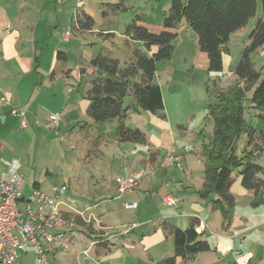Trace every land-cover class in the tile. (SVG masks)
I'll return each instance as SVG.
<instances>
[{"label":"rangeland","instance_id":"1","mask_svg":"<svg viewBox=\"0 0 264 264\" xmlns=\"http://www.w3.org/2000/svg\"><path fill=\"white\" fill-rule=\"evenodd\" d=\"M43 1H45L46 5H49L46 14L47 21H44L47 24L45 27L47 36L51 40L49 45H52L53 48L59 46L61 50L66 51L68 54L66 59L61 60L54 66L53 70L55 71L52 79L49 77V68L52 65L53 49L49 48V45L45 46V50L49 48L48 55L44 57L42 66H39L45 72L43 73V77L40 78V83L42 84L43 82V86L45 87V100H41L53 101L49 108L61 105V101H68V106L66 110H64L65 108L58 109L61 113L59 127L49 125L48 117L39 123L34 120L30 113L27 114L28 126L26 128L20 127L19 119L5 127L7 130L5 132L1 127L3 125L0 123V145H4V151L0 152V158H18L22 162V172L25 178L23 193L26 196L32 193L34 182H39L47 193L52 192L55 188H60L63 190L61 194L64 202L61 208L63 207V209L68 210L67 201L69 202V197L72 193H76L75 189L79 188V190H83L84 194L82 193L78 197V202H80V206H83V204L84 206H92L91 211L96 215L94 222L96 226L97 224L99 226L101 224V212H111L112 214L117 204L119 205V209L123 211V213H120L121 221L119 223H112L111 227L107 230L108 236L117 231L118 227L124 233L135 229L130 232L131 235L140 234L139 238L142 239L141 234L148 235L150 228H155V220L157 218L166 216L165 214H177V212H180V209L179 207L176 208L164 204L163 200H161L164 194L159 198V196L153 195L154 193L149 194L145 192L147 197L141 200L136 199L138 200L137 202H129L136 203L138 206V204H141L147 198L150 197L152 199L151 203L143 204L141 208L139 206L138 214L136 213L137 206L135 208L129 206L126 209L123 208L124 194H121L123 195L122 199L112 201L114 197L111 199L105 194L102 191L103 186L101 183H98L94 179L97 176H100L101 179L104 177L106 179L104 188L109 184L112 186L114 194H116V178L118 176L129 175L126 173L127 171L142 170L143 162L148 157L149 149L146 144L117 141L115 138L116 129L121 125L119 119L108 122H95L91 120L87 113L89 101L88 88L89 82L97 74L94 75L89 70H94L93 67L89 66V59L98 54L109 55L119 58L123 65L126 61L133 60L131 58H133L135 50H142L151 54L145 48L143 42L128 38L126 35L127 27L138 16L141 17L139 23L147 28L148 25L153 29L163 26V20L168 13L172 0H89L78 11L75 10L76 0ZM77 14H79V19L86 16L91 17L94 21L93 29L90 31L81 30L78 25ZM262 14L263 5L261 0H258L256 15L249 20L245 27L234 32L230 40L225 44L223 52L225 63L223 70L217 75L209 69L195 68L193 70L192 67H189L187 71H179L178 64L180 62L179 58L176 57L172 64L177 69V75L173 81L168 82L170 80L166 79V75L162 79H159L163 85V92L165 90L164 95H166L169 109L173 110L171 101H183L180 106V113L185 130L181 131L178 135H173L174 140L177 141L176 144L174 143L176 152L179 155L186 152L184 162L178 163L180 165L177 164L179 167H185L190 165V162H194L197 166L195 174L199 175L203 172L200 155L204 153L205 146L210 143L214 136V120L208 112V103L216 102L220 92L226 93L225 100L228 99L235 102L234 92L238 91L239 87V90L243 93L244 118L248 122H253L257 119L256 114L258 111L253 108L252 102L253 92L257 83H244L243 81L239 83L235 74V68L241 58L249 34ZM183 21L187 25V30H184L185 27L182 26ZM183 21L176 27V32L182 31L183 44L186 46V50L191 51L195 47V44L191 40H194V37H198V34L185 20ZM67 30L70 31V35L69 39L65 40L64 34ZM184 33H186V36ZM251 60L254 68L263 77L264 46L251 55ZM168 63H170L168 60H162L158 64L160 73L167 70ZM81 69L86 70V72L81 74ZM169 87H171L170 90H168ZM31 92L33 93V91ZM30 93L23 97L22 100L31 101L32 94L30 95ZM132 99L131 95H127L125 99L126 105L130 104ZM168 108L165 112L168 118L166 121L172 125V123L174 124V115L172 112H168ZM129 115L125 121L126 125L132 128L140 127L146 134H151L149 131L160 133L161 135L157 138L160 139L162 136V140H165L162 135V129L147 111L143 109L136 111L133 108L129 112ZM168 130L164 133V136L167 137L166 141L171 139L168 137L170 135V128ZM150 136L148 135L149 138ZM246 139V135H242L239 138L238 147L235 149V153L238 156L244 154ZM150 141L152 144H156L151 138ZM107 144H110V149L106 151L107 155L99 163L100 168L105 167L106 163L110 167L114 166L109 173L107 171H100L99 166L95 165L99 158L97 154H99L100 148H104ZM209 145L207 156H210V159H213L211 161L217 164L219 159L218 148H215L212 143ZM260 162L263 163L264 160L261 159ZM93 166H97L95 170ZM3 167L4 165L0 162V172L4 169ZM180 170V178L174 179L176 187L178 189L190 188L191 183L186 173L182 168ZM239 170L240 168H236V175H240ZM94 171L99 172L96 174ZM92 173L96 176L92 177L93 179H91ZM82 176L85 177L83 178ZM78 182L83 185L80 187L77 184ZM86 190H88L87 193L85 192ZM188 190L190 191V189ZM136 191L144 193V190L140 191V188ZM171 194H173L172 196L176 195L175 193ZM233 196L234 205L231 221L226 220L220 210L216 209L214 211L212 207L206 210V215L204 216H206L207 222L211 221V224L204 237L207 238V241L210 240L211 244L217 238L215 235L225 232L227 227L235 229L234 232L244 231L243 235L237 238L238 249L236 254L239 251H250L255 256H253L251 263L248 262L249 264H264V201L260 203L259 200L256 201L253 197L250 198L239 193H234ZM181 197L190 204L194 200H200L199 196L189 194L188 192ZM104 199H108L109 201ZM155 199H158L157 203ZM95 201H101V203L97 205L94 204ZM156 211H160V215ZM213 213H215L214 217ZM115 222H118V220L115 219ZM145 229L147 231H144ZM74 234L77 238L74 242L70 243L69 249H72L76 254L79 252L83 254V250L92 246V240L83 232H74ZM132 244L133 241L130 242V245ZM163 244H165L164 241ZM32 247L30 243H27L25 249ZM58 249L62 250L61 248ZM207 255L210 257L209 264L217 261L220 262L219 264H233V257L237 256L234 253L223 258V256H216L215 252L208 253ZM130 256L126 260L116 259L115 262H109V264H147L138 245L137 248L130 247ZM147 259L148 264H150L149 258ZM104 262L106 261L103 260V257L94 251L90 254L84 253L79 257L76 255L74 260L68 257L67 261L62 260L58 264H104Z\"/></svg>","mask_w":264,"mask_h":264},{"label":"crops","instance_id":"2","mask_svg":"<svg viewBox=\"0 0 264 264\" xmlns=\"http://www.w3.org/2000/svg\"><path fill=\"white\" fill-rule=\"evenodd\" d=\"M49 5H46L45 1L43 0H0V98H7L10 100L11 104L13 106H20L22 109L26 111V118L27 114H31L34 118V120L41 123L42 120H46L47 117L54 112H60L58 109H67L68 101H61V105L55 106V108L50 107L51 103L53 101H43L41 99H44V90L45 87L40 83V78L43 77V68H40L43 64L44 57L48 55L49 48L53 49V55H52V65H50L49 68V77L53 79L52 76H54V66L57 65L62 59L58 58L57 52L61 49L59 46H55L53 48L52 45H49L51 43V40L47 36V31L45 30L46 23L44 21H47V12H48ZM182 26H184V30H187V25L182 22ZM148 28L153 32H160L163 30L162 26H159L156 29H153L152 27ZM176 28H172L171 31L176 32ZM183 30V31H184ZM186 36V33H184ZM193 35V33H192ZM191 35V37H192ZM182 31L178 33V39L176 40V45L174 48L173 56L171 59H168V68L165 72L160 73L159 68L157 65V71H156V81L157 83L163 87L159 79H162L163 76L166 75V79H169L171 82L177 75V69L175 66H173L174 58H179L180 64H178L179 71L185 70L187 71L189 67H192L193 70L195 68L199 69H209V57L206 52H203L200 49V46L198 44V37H194V40H191L192 43L195 44V47L193 50H186V46L183 44V38ZM195 36V35H193ZM48 43V44H47ZM49 45V48H46L45 46ZM157 50V47H153L151 50V54ZM64 51V50H62ZM67 58V52L64 51ZM178 54H180L178 56ZM51 56V55H50ZM92 56L91 58H93ZM89 59V66H90V60ZM161 62V61H160ZM158 62V64L160 63ZM225 63V55L223 54V66ZM40 66V67H39ZM89 68V67H88ZM81 74H84L86 70L81 69ZM92 71V74L96 75L98 74L97 69H89ZM42 73H41V72ZM215 75L218 74V72H213ZM45 77V74H44ZM37 88H39L37 90ZM89 89V88H88ZM171 87L168 88L170 90ZM37 90V92H36ZM33 91V93L31 92ZM31 92V93H30ZM32 94L31 101H23V97H25L27 94ZM163 98H164V104H165V112L168 108V101H166V95L165 90L163 92ZM175 93V89H174ZM30 97V96H29ZM132 97V96H131ZM18 100V101H17ZM218 101V100H217ZM133 102V99L131 100L130 104ZM183 103V101H171V105L173 106V110L168 108V112H172L174 115V124L170 125L166 120L167 114L164 117L159 116L158 114H154L150 111H147L149 114H151L152 118L158 123L160 128L162 129V135L165 138V140H162L161 138H157L160 133H153L146 134L145 131H143L140 127V129L145 133L147 140H148V157L143 162V169L142 170H134L132 172L127 171L126 173H138L142 175L141 181H140V191L144 190V193H139L138 191H126L125 193H120L118 189L117 181L115 184H117L116 194H114V191L112 189V186L107 184L106 188H104V185H106L105 178L100 176H95L93 173L91 175V179L94 178L97 180L98 183H101L103 186V190L105 194H107L112 201L117 199H122L121 194H124L123 198V208L126 209V202L130 201H138L142 198L147 197L145 195L146 193L157 195L161 197L162 194L168 195L170 193H175V196H178L180 198V202L178 205L173 207H179L180 212L173 213V214H165L166 216H161L157 218L155 221L156 226L155 228H150V231L148 232V235L141 234L143 237L140 239V234L137 235H131L130 232H132L135 229H132L128 233H124L123 230H119L117 227V231H115L112 235H107V230L109 227H111L112 223H119L121 221V214L123 211L119 209V205L117 204L114 208V211L109 213H100V220L101 224L100 226L96 223V215L91 211L92 206H80V202H78V197L81 196L83 193V190H79V188L75 189L76 193H72V195L69 197V202L67 201L69 207H67L68 210L62 209L69 215L75 216L74 217V224L72 229V237L74 240L77 238V236L74 234L77 232H83L87 236L91 238V240H101L92 250H90V253H93L94 251L97 252L98 255H101L103 257V260L106 261L104 264H109L112 262H115L116 259L118 260H126L130 258V247L137 248V245L139 249L142 251V254L144 255V259L147 261L148 259L150 264H155L157 261L167 257L171 256L175 253V246H174V237L172 234L168 232V230L164 227L165 224L169 225H175L177 227H180L182 229H186L190 225V220L192 217H198L200 219V227L199 230L203 232L202 237L204 239H207L204 237L207 234L208 227H210L211 221L206 220V210L210 209V207L213 208L214 211L216 209L213 207V204L209 201L208 198H205L203 196L204 194V187L206 182V166H205V158L204 153L200 155V161L202 163L203 172H201L199 175L195 174V171L197 169V166L194 162H190V165H187L185 167H179L181 163L184 162L185 153L180 154L176 152V148L174 146V143L176 144L177 141L174 140L173 135H178L181 133V131L185 130V127L182 124L181 119V109L180 106ZM213 102H209L208 105ZM89 106V101H88ZM12 106L2 104L0 105V123L3 125L1 126L5 132L7 131L5 127H7L11 122L15 120L20 119V127H21V118L17 115H14L12 112ZM88 110V107H87ZM141 110V109H140ZM139 110V111H140ZM205 110V109H204ZM146 111V110H145ZM209 112V107H208ZM88 113V112H87ZM130 116V115H129ZM211 116V115H210ZM91 118V117H90ZM211 118H213L211 116ZM91 120H93L91 118ZM214 120V119H213ZM28 124V121H27ZM28 126V125H27ZM22 128V127H21ZM170 128V137L169 141H166L167 137L164 136L166 133V130ZM169 131V130H168ZM148 135H151L150 138L153 139L154 143L152 144L150 141V138ZM155 137V139H154ZM116 138V137H115ZM117 139V138H116ZM117 141H119L117 139ZM112 144V142H111ZM157 145V146H155ZM102 149V150H101ZM110 149V144L105 145L104 148H100L99 154H97V157H99L96 161L97 166H99V170L103 172H111L113 167H110L108 163H106L105 167L100 168V163L107 155V150ZM4 151V145H0V152ZM156 152L155 160L150 161L151 153ZM172 155V157H175L177 160L170 166H165L164 162L165 159ZM12 159V158H11ZM10 159H4L0 158V162L4 165V169L1 171L3 172L6 169V165L4 162L9 161ZM100 161V163H99ZM181 162V163H180ZM180 163V164H178ZM178 164V165H177ZM23 166V165H22ZM96 166V167H97ZM94 167V166H93ZM96 167L93 169L95 170ZM110 168V169H109ZM184 170L186 173L188 180L191 183L190 188H184V189H178L176 187L174 179H179L181 176V170ZM236 171V170H235ZM235 171L232 174V177L234 179L231 192L234 194L239 193L243 194L245 196H248L250 198H254L256 201L259 200L260 203L264 201V193L255 197V193L253 190L246 189L242 185L241 176L236 175ZM0 172V174H1ZM95 172V171H94ZM99 171H96L97 174ZM104 176H106L104 174ZM237 176V177H235ZM83 178L85 176H82ZM93 177V178H92ZM261 177L264 179V173L261 174ZM86 181V180H84ZM80 187L83 185L82 183H77ZM39 187L41 190H43L41 184L39 182H34L33 187ZM25 187V184H24ZM142 189V190H141ZM190 189V191L188 190ZM44 191V190H43ZM172 191V192H171ZM177 191V192H176ZM51 192V191H50ZM86 193L88 190L85 191ZM119 192V194H118ZM187 192L189 194H196V196L200 197V200H194L191 204L187 203L185 199H182L181 196L184 194L186 195ZM84 194V193H83ZM173 195V194H171ZM180 195V196H179ZM164 196H162L163 203L168 205L164 201ZM155 197V198H156ZM210 197H217L215 195V192L211 190ZM158 198V199H159ZM138 199V200H136ZM156 200V203L158 201ZM109 201L108 199H104ZM103 201V200H101ZM101 201H95L94 204L99 205ZM111 201V202H112ZM152 202V199L147 198L144 202H141V204H138L136 213L139 214V206L142 207L143 204H149ZM95 205V206H97ZM170 206V205H169ZM219 210V209H217ZM157 214L160 215V211H156ZM156 214V215H157ZM154 215V214H153ZM215 216V213H213V217ZM117 217V218H115ZM115 219L118 220V222H115ZM170 219V220H169ZM139 225V223H137ZM226 231L223 233L216 234L215 237L216 240L212 242L210 245L212 246L211 251L198 253L192 257H189L188 259L184 260L179 258L177 264H209V255L208 253L215 252L216 256L223 258L226 256H230L235 253L234 256V263L233 264H249L248 262H252L253 256H255L254 253L250 251H239L238 254H236L238 249V237L242 236L244 231L241 232H234L235 229L227 227L225 229ZM123 231V232H121ZM144 231H147L145 229ZM140 233V232H139ZM74 234V235H73ZM209 240V238H208ZM133 241V244L130 245V242ZM163 241L165 244H163ZM210 241V240H209ZM208 241V242H209ZM168 242V243H167ZM138 243V244H137ZM210 243V242H209ZM44 249L47 251V253L50 255L52 263L58 264L60 261L64 260L67 261L68 257L71 259H75L76 255L82 256V252L75 253L72 251V249H58L55 244L51 243H44ZM35 248L32 247L30 249H24L19 258L17 264H36L37 263V254L35 252ZM139 260L141 262V259L139 257ZM227 260V259H225ZM224 260V261H225ZM143 263V259H142ZM220 262H214L213 264H219Z\"/></svg>","mask_w":264,"mask_h":264},{"label":"trees","instance_id":"3","mask_svg":"<svg viewBox=\"0 0 264 264\" xmlns=\"http://www.w3.org/2000/svg\"><path fill=\"white\" fill-rule=\"evenodd\" d=\"M263 14L252 28L241 58L235 68L237 79L244 83H257L252 96L253 108L258 111L256 120L248 122L244 118V101L241 90L234 92L236 101L225 100L226 93L220 92L218 100L208 105L209 113L214 119V136L210 143L218 148V163L212 162L207 156L209 144L204 148L206 182L205 198L219 209L226 220L231 221L234 196L231 192L232 174L240 168L242 185L253 190L255 197L264 193V76L253 65L251 55L264 46V0ZM80 9V8H79ZM77 9L76 11H78ZM258 0H172L168 13L163 20V30L153 32L140 24L138 16L130 23L126 35L130 40L143 42L152 54L135 50L133 60L121 64L119 58L98 54L90 60V66L97 69L98 74L89 82L88 115L95 122H108L119 119L121 125L116 129V138L121 142L148 144L145 133L139 128L125 124L131 109H140L166 116L161 86L155 75L158 62L171 59L175 48L178 32L171 31L185 20L198 34V44L209 57V70L220 73L223 70L224 46L231 35L245 27L256 15ZM77 21L81 30L93 29L94 21L86 16ZM60 59H66L64 51L57 52ZM239 86V84H238ZM127 95L133 102L127 104ZM246 135L244 154L238 156L235 149L239 138ZM156 152L151 153L150 161H154ZM207 156V157H206ZM214 191L217 197H210ZM164 227L174 237L175 253L155 264H177L178 259H188L198 253L212 250L210 243L202 237L199 230L200 219L192 217L190 225L182 229L175 225L165 224Z\"/></svg>","mask_w":264,"mask_h":264},{"label":"built area","instance_id":"4","mask_svg":"<svg viewBox=\"0 0 264 264\" xmlns=\"http://www.w3.org/2000/svg\"><path fill=\"white\" fill-rule=\"evenodd\" d=\"M61 1V0H59ZM89 0H76L75 10L85 6ZM70 31L64 34L68 40ZM11 105V112L21 118V127H27L26 111L20 106H13L9 99L0 98V105ZM49 125L60 126L61 113L54 112L48 116ZM176 158L169 155L164 162L170 166ZM6 169L0 174V264H17L21 252L27 243L35 249L37 264H53L50 255L44 249V243L55 244L57 248L69 249L74 242L72 229L74 218L67 214L61 206L62 192L55 188L47 193L39 187H34L32 193H23L25 178L22 172V162L12 158L4 162ZM142 175L132 173L116 178L120 193L140 188ZM164 201L170 206H176L180 199L170 194L164 196ZM135 208L136 203H127V207ZM101 240H92V246L83 250L88 254Z\"/></svg>","mask_w":264,"mask_h":264}]
</instances>
